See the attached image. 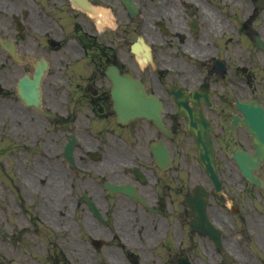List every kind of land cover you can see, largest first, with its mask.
Segmentation results:
<instances>
[{
	"label": "flooded vegetation",
	"instance_id": "1",
	"mask_svg": "<svg viewBox=\"0 0 264 264\" xmlns=\"http://www.w3.org/2000/svg\"><path fill=\"white\" fill-rule=\"evenodd\" d=\"M111 65L159 100L161 129L117 123ZM44 66L50 115L19 97ZM238 105L264 111V0H0V135L25 154L15 263L264 264V161H242L253 182L234 158L261 149ZM180 109L202 114L218 191Z\"/></svg>",
	"mask_w": 264,
	"mask_h": 264
},
{
	"label": "rangeland",
	"instance_id": "2",
	"mask_svg": "<svg viewBox=\"0 0 264 264\" xmlns=\"http://www.w3.org/2000/svg\"><path fill=\"white\" fill-rule=\"evenodd\" d=\"M9 133V132H8ZM0 141V251L15 261V133ZM3 253V254H4Z\"/></svg>",
	"mask_w": 264,
	"mask_h": 264
},
{
	"label": "water",
	"instance_id": "3",
	"mask_svg": "<svg viewBox=\"0 0 264 264\" xmlns=\"http://www.w3.org/2000/svg\"><path fill=\"white\" fill-rule=\"evenodd\" d=\"M130 83L134 85V87L131 89V93H129V97H126V94L124 91H116L117 97L116 100L119 102V107L123 110L126 109V106L124 104L127 99H131V106L128 108L129 116L135 117L140 116L141 114V102L144 100V95L142 94V91L137 87L136 83L133 80L128 79ZM131 84V85H132Z\"/></svg>",
	"mask_w": 264,
	"mask_h": 264
}]
</instances>
